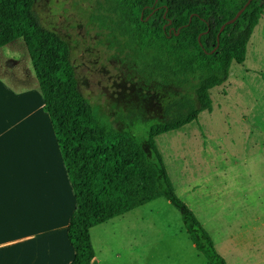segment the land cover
Returning <instances> with one entry per match:
<instances>
[{"label":"trees","instance_id":"obj_1","mask_svg":"<svg viewBox=\"0 0 264 264\" xmlns=\"http://www.w3.org/2000/svg\"><path fill=\"white\" fill-rule=\"evenodd\" d=\"M90 15L127 51L143 89L159 92L163 114L143 140L125 129L140 117L118 109L110 123L78 88L69 46L43 28L33 0H0V48L22 39L73 191L69 264H92L91 228L166 197L183 216L206 264H225L194 215L174 195L154 139L212 110L211 90L245 62L264 0H92ZM138 115V116H137Z\"/></svg>","mask_w":264,"mask_h":264},{"label":"rangeland","instance_id":"obj_2","mask_svg":"<svg viewBox=\"0 0 264 264\" xmlns=\"http://www.w3.org/2000/svg\"><path fill=\"white\" fill-rule=\"evenodd\" d=\"M94 7L92 0H33L32 10L43 28L67 42L81 93L115 126L118 109L138 114L125 129L143 140L164 102L159 92L143 89L129 53L91 17ZM14 44L0 49V72L10 85L11 74L24 79L14 62L34 76L24 42ZM210 94V112L154 141L174 195L205 224L225 264H264V12L245 62L233 65L228 80ZM104 227L93 234L96 252L105 239L111 250L130 241L137 246L110 264H206L192 247L181 211L166 197Z\"/></svg>","mask_w":264,"mask_h":264},{"label":"crops","instance_id":"obj_3","mask_svg":"<svg viewBox=\"0 0 264 264\" xmlns=\"http://www.w3.org/2000/svg\"><path fill=\"white\" fill-rule=\"evenodd\" d=\"M14 42L7 46L13 48ZM12 65L23 70L24 79L11 74L18 87L10 85L0 72V264H69L74 258L67 239L75 209L73 191L35 75L26 65ZM114 219L89 231L92 264L118 261L126 248L130 255L136 252L132 241L126 248L113 245L111 250L107 239L96 252L95 230Z\"/></svg>","mask_w":264,"mask_h":264},{"label":"water","instance_id":"obj_4","mask_svg":"<svg viewBox=\"0 0 264 264\" xmlns=\"http://www.w3.org/2000/svg\"><path fill=\"white\" fill-rule=\"evenodd\" d=\"M252 0H247L246 3L244 4V6L235 14V16L228 20L226 23H224L221 28H220V31H222L224 29V27L226 25H229V24H232L234 21L237 20V18L241 15V13L244 11V9L246 8V6L251 2Z\"/></svg>","mask_w":264,"mask_h":264}]
</instances>
